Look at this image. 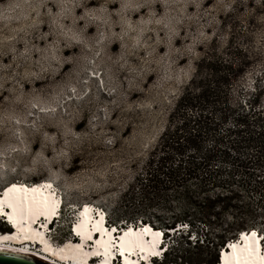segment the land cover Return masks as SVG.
Instances as JSON below:
<instances>
[{"label": "clouds", "instance_id": "clouds-1", "mask_svg": "<svg viewBox=\"0 0 264 264\" xmlns=\"http://www.w3.org/2000/svg\"><path fill=\"white\" fill-rule=\"evenodd\" d=\"M215 62L264 83V0H0V167L98 163Z\"/></svg>", "mask_w": 264, "mask_h": 264}, {"label": "trees", "instance_id": "trees-1", "mask_svg": "<svg viewBox=\"0 0 264 264\" xmlns=\"http://www.w3.org/2000/svg\"><path fill=\"white\" fill-rule=\"evenodd\" d=\"M202 68L144 171L108 212L119 228L141 221L168 237L187 226L155 264H218L220 249L245 231L257 230L264 242V83L239 101L240 88L248 89L233 69L223 62Z\"/></svg>", "mask_w": 264, "mask_h": 264}, {"label": "rangeland", "instance_id": "rangeland-1", "mask_svg": "<svg viewBox=\"0 0 264 264\" xmlns=\"http://www.w3.org/2000/svg\"><path fill=\"white\" fill-rule=\"evenodd\" d=\"M254 83L252 79L243 81L241 85L245 87V91L247 89L248 91L241 93L240 88L237 94L239 101L247 98V94L252 90ZM170 91L175 92L174 89ZM180 95L178 93L165 95L161 99L160 95L157 94L153 97L157 107L154 108L152 103H146L143 110H134L131 119L119 130L115 145L107 146L106 144L98 163L80 160L77 162V166L73 167L61 180L56 177L63 175L62 173L51 171L47 176H33L22 169L18 162L12 170H8L11 165V162H8L4 167H0V189L14 181H25L30 184L44 180L54 181L59 189L63 191L67 205L64 222L62 223L63 236L59 237L60 242H58L62 245L69 239V233L67 232L69 230L66 227H68L69 218L74 216L77 206L91 203L103 207L109 212V209L113 208L120 196L129 189L135 177L144 171L145 165L168 125L170 115ZM10 230L11 228L8 231ZM183 234H187V231ZM180 236V232L171 235L168 243L171 246L174 245ZM53 241L55 242V240ZM183 246H186L185 242Z\"/></svg>", "mask_w": 264, "mask_h": 264}, {"label": "bare ground", "instance_id": "bare-ground-1", "mask_svg": "<svg viewBox=\"0 0 264 264\" xmlns=\"http://www.w3.org/2000/svg\"><path fill=\"white\" fill-rule=\"evenodd\" d=\"M44 181L46 182L48 180ZM44 181L36 182L33 184L25 181H14L5 186L3 190L6 189L7 191L13 184L28 189L29 193H31L32 190H36L38 195L48 197V199L51 201L59 202L57 204V214L61 201L60 199L55 198V194L52 192V189L48 187L51 184L48 182L42 183ZM4 194L1 195L0 199H4L5 201H7V197ZM88 207L92 210L91 224L85 226L83 229L79 227V225L81 224L80 214L77 213V211H74V216H72L73 220H78L74 221L76 224L74 230L75 232H82V240L71 241L70 239H68V241H66L62 245H60L57 240V242L51 241L49 235L46 236L47 233L43 232L42 228H40L39 230L35 225L38 222L37 220L41 218L39 217L32 221L30 224L26 222L23 228L17 225L15 226V230L11 229L10 231H6L5 233H0V249L12 250L14 252L32 255L50 264H111V256L113 255L111 250H116V245L120 246L121 241H114L112 239L113 231L104 227V221L100 223V230L98 231L96 229L95 225L100 221V217L96 218L94 215L93 207L89 205ZM5 211L10 212L9 209H5ZM52 217L53 216H49L48 218L51 219ZM113 227L117 226L113 225ZM130 227H132L131 229H133V231L137 233L143 227L151 228L153 233L164 232L163 230L153 228L150 224H146L144 226L141 225L139 230L134 225ZM130 227L123 229L127 231ZM117 228L121 229L119 227ZM44 230L47 231L46 228H44ZM173 231L174 230H172L171 232ZM99 232L100 236L96 235ZM253 232H257L256 234H258V238H253L250 232L245 231L243 232V234L245 233L249 237L248 241L243 240L240 242L238 240H232L229 245L230 248L225 250V252L222 254V259L220 256V262L222 261V264H236L235 258L239 256V264H264V254L260 251L259 253L255 252V248H259L258 246L260 245H255V241L261 239V236L257 230H253ZM88 236H91V240L95 241L94 245L91 246L92 248L86 246ZM113 241L115 243H113ZM143 241L145 244V250L143 252H140L142 256L138 255L139 249H137L135 252L131 253V256L125 254V261H131L133 262V264H153L150 259L151 256L148 255V247L152 244L151 233L144 235ZM246 248L250 249L253 252V255H251V257H249V253L247 251H243ZM157 250L162 251L160 247H158ZM125 253L128 252L125 251ZM102 254L104 255V257L99 261L94 259L96 258L95 256ZM144 257H147L146 261H141L140 259Z\"/></svg>", "mask_w": 264, "mask_h": 264}, {"label": "snow or ice", "instance_id": "snow-or-ice-1", "mask_svg": "<svg viewBox=\"0 0 264 264\" xmlns=\"http://www.w3.org/2000/svg\"><path fill=\"white\" fill-rule=\"evenodd\" d=\"M48 187H51L49 185ZM7 197V201L4 199H0V217H7L9 223H12L14 226H20L23 228L24 224L31 223L35 219L39 217H43L45 220L48 219L49 216H55L57 211L58 201H51L48 197L38 195L36 190H32L29 193L28 189L17 186L13 184L4 194ZM9 209L10 212H6L5 209ZM92 210L85 205L83 211L80 212L81 224L79 227L83 229L85 226L91 224ZM104 220V216L101 213L100 221L95 225L96 229L100 230V223ZM182 227L186 228V225ZM113 232L116 229L112 230ZM151 233L152 235V244L148 247V255L151 257H160L162 256V251H158L160 239L165 235L164 232H152L151 228L143 227L137 233L133 231V229L129 228L128 231L124 233L122 237H120L121 243V255L125 254V251L128 254L135 252L137 249L140 252L145 250V244L143 241V236ZM77 236H81V231H76ZM252 237H256V233L253 232ZM89 240L91 236L87 237ZM241 239L248 241L249 237L246 234H241ZM79 247V246H77ZM107 251V248H106ZM243 251H247L249 253V257L253 255V252L246 248ZM147 259V257H145ZM236 264H239L240 257L237 256L235 258ZM125 264H133L131 261H125Z\"/></svg>", "mask_w": 264, "mask_h": 264}, {"label": "built area", "instance_id": "built-area-1", "mask_svg": "<svg viewBox=\"0 0 264 264\" xmlns=\"http://www.w3.org/2000/svg\"><path fill=\"white\" fill-rule=\"evenodd\" d=\"M58 199H60V201L62 202V201H65V199H64V193H63V191L62 190H60V193H59V196H58ZM60 202V203H61ZM85 205H89V206H92L93 207V211L94 212H96V214H99V210H105L103 207H100V206H97V205H95V204H91V203H89V204H87V203H85V204H81V205H79V207L77 206V208L75 209V211H77V213H79L78 212V209H80L81 211H83V208H84V206ZM66 209H67V205L65 204V207L63 208V210L61 211L62 213H61V217L59 218H56L55 219V222H54V225H53V228L51 229V232H50V234H51V240L53 241V240H55V242H60V239H59V237H62L63 235H62V231H63V229H62V223L64 222V218H65V212H66ZM106 211V210H105ZM106 213L108 214V211H106ZM80 214V213H79ZM71 219V220H70ZM67 221V220H66ZM74 221H78L77 219L75 220H73L72 219V217H70L69 218V220H68V222H69V224H68V227H66L67 228V230H69V231H67L68 233H69V239L71 240V241H75L77 238H76V232H75V230H74V227L76 226V224H75V222ZM74 222V223H73ZM73 223V224H72ZM6 226H7V224H6ZM39 229L40 228H42V230L44 229V227H38ZM2 230L0 229V232H1ZM57 240V241H56ZM66 241H68V240H66ZM63 242V241H62ZM92 245L91 244H88L87 245V247H89V248H92L91 247Z\"/></svg>", "mask_w": 264, "mask_h": 264}, {"label": "water", "instance_id": "water-1", "mask_svg": "<svg viewBox=\"0 0 264 264\" xmlns=\"http://www.w3.org/2000/svg\"><path fill=\"white\" fill-rule=\"evenodd\" d=\"M142 226L144 224L141 223ZM132 226V224L128 225V227ZM137 228L140 227V223L138 226H135ZM252 233V230L249 231ZM242 233H239V237H241ZM0 264H50L45 261H43L40 258H37L32 255L28 254H22L19 252H14L12 250H4L0 249Z\"/></svg>", "mask_w": 264, "mask_h": 264}]
</instances>
